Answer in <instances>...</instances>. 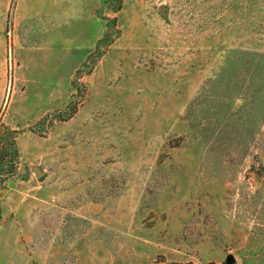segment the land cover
<instances>
[{
	"label": "rangeland",
	"instance_id": "rangeland-1",
	"mask_svg": "<svg viewBox=\"0 0 264 264\" xmlns=\"http://www.w3.org/2000/svg\"><path fill=\"white\" fill-rule=\"evenodd\" d=\"M20 2L0 264H264V0Z\"/></svg>",
	"mask_w": 264,
	"mask_h": 264
},
{
	"label": "crops",
	"instance_id": "crops-1",
	"mask_svg": "<svg viewBox=\"0 0 264 264\" xmlns=\"http://www.w3.org/2000/svg\"><path fill=\"white\" fill-rule=\"evenodd\" d=\"M10 0H0V39H1V45L0 47L2 49H5L6 46V35L4 33L5 27H4V16L6 15L5 11L7 12V7ZM31 3V0H21V10L20 13L17 14L18 16V23L20 24L21 28L25 26V31H27V34L21 33V34H14V40H10L9 44L12 46L14 44V48L16 49V52L25 54V51L28 50L30 47H33V6L30 7L29 11H27V4ZM21 30V29H20ZM5 96V94H0Z\"/></svg>",
	"mask_w": 264,
	"mask_h": 264
},
{
	"label": "water",
	"instance_id": "water-1",
	"mask_svg": "<svg viewBox=\"0 0 264 264\" xmlns=\"http://www.w3.org/2000/svg\"><path fill=\"white\" fill-rule=\"evenodd\" d=\"M34 172H36L39 177L43 176V172L40 169H38V168H35ZM229 261H232V260L230 259Z\"/></svg>",
	"mask_w": 264,
	"mask_h": 264
}]
</instances>
